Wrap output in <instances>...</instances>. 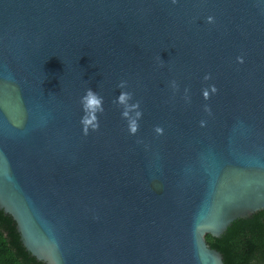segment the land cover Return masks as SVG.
I'll use <instances>...</instances> for the list:
<instances>
[{"label":"water","instance_id":"1","mask_svg":"<svg viewBox=\"0 0 264 264\" xmlns=\"http://www.w3.org/2000/svg\"><path fill=\"white\" fill-rule=\"evenodd\" d=\"M0 209L45 264H225L264 209V0H0Z\"/></svg>","mask_w":264,"mask_h":264},{"label":"trees","instance_id":"2","mask_svg":"<svg viewBox=\"0 0 264 264\" xmlns=\"http://www.w3.org/2000/svg\"><path fill=\"white\" fill-rule=\"evenodd\" d=\"M225 264H264V209L234 220L220 237L207 234ZM0 264H45L22 244L16 222L0 209Z\"/></svg>","mask_w":264,"mask_h":264}]
</instances>
